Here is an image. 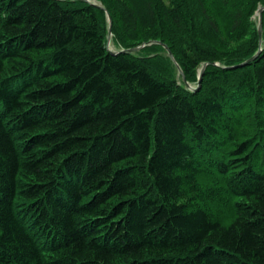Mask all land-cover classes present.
I'll list each match as a JSON object with an SVG mask.
<instances>
[{
  "label": "trees",
  "instance_id": "1",
  "mask_svg": "<svg viewBox=\"0 0 264 264\" xmlns=\"http://www.w3.org/2000/svg\"><path fill=\"white\" fill-rule=\"evenodd\" d=\"M99 1L0 0V264H264V0Z\"/></svg>",
  "mask_w": 264,
  "mask_h": 264
},
{
  "label": "rangeland",
  "instance_id": "2",
  "mask_svg": "<svg viewBox=\"0 0 264 264\" xmlns=\"http://www.w3.org/2000/svg\"><path fill=\"white\" fill-rule=\"evenodd\" d=\"M91 1L93 3L101 4L99 0H91ZM106 17L107 16H105L104 24L106 29L105 35L107 39V46L111 51H119L121 48L116 45L114 37L112 36L111 39L108 40L109 26H108V17L107 18ZM252 20L254 23L256 24L258 23L257 12H255L254 16L252 17ZM140 57L144 61L148 62V65L150 66V68L152 69V71L156 76H159L164 81L169 82L175 88L179 87V88L187 89L180 76V73L176 69L174 63L169 58V54L165 49H157V50L149 51L144 54H141ZM197 71L199 73L198 69ZM195 84H196L195 82H192L191 84H189L190 87L188 88L192 90Z\"/></svg>",
  "mask_w": 264,
  "mask_h": 264
},
{
  "label": "water",
  "instance_id": "3",
  "mask_svg": "<svg viewBox=\"0 0 264 264\" xmlns=\"http://www.w3.org/2000/svg\"><path fill=\"white\" fill-rule=\"evenodd\" d=\"M78 1L85 2V3H89V4L95 5V6L99 7V8H101V9H104V10H105V8H104L102 5H99V4H97V3H93V2L90 1V0H78ZM263 12H264V6H261V7L258 9V11H257V15L259 16V28H258V32H259V36H260V38L262 37V32H263V26H262V22H263ZM107 16H108V20H109V23H110L109 34H108V40H110L111 37H112V35H113V34H112V19H111L109 13H107ZM152 44H159V45H162V46L166 49V51L168 52L169 57H170V58L176 63V65H177V67H178V70H179L180 74H181V75H184L183 72H182V70H181V68H180L179 65L177 64V62H176V60H175V58H174V55H173L172 51L170 50V48H169L167 45L161 43L160 41L152 40V41H149V42H147V43L141 44L140 46H137V47H134V48L123 49V50H121L120 52H122V53H126V54H131V53H135V52L139 51L141 48L145 47L146 45H152ZM108 50H109L110 52H112V53H119V52H116V51H111L109 48H108ZM257 55H258V54H257ZM257 55H256L255 57H253L252 59H250V60L255 59V58L257 57ZM207 65H208V64L205 63L204 66H203V68L200 70V73H199V81H198V88H194L193 90L196 91L197 89L200 88L201 83H202V79H203V75H204V71H205ZM188 85H189V84H188Z\"/></svg>",
  "mask_w": 264,
  "mask_h": 264
},
{
  "label": "bare ground",
  "instance_id": "4",
  "mask_svg": "<svg viewBox=\"0 0 264 264\" xmlns=\"http://www.w3.org/2000/svg\"><path fill=\"white\" fill-rule=\"evenodd\" d=\"M172 5V4H171ZM259 34V33H258ZM116 39V38H115ZM117 40V39H116ZM238 64V63H237ZM216 67V66H215Z\"/></svg>",
  "mask_w": 264,
  "mask_h": 264
}]
</instances>
